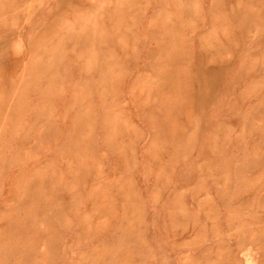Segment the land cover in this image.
I'll return each instance as SVG.
<instances>
[{"label": "rangeland", "instance_id": "1", "mask_svg": "<svg viewBox=\"0 0 264 264\" xmlns=\"http://www.w3.org/2000/svg\"><path fill=\"white\" fill-rule=\"evenodd\" d=\"M0 264H264V0H0Z\"/></svg>", "mask_w": 264, "mask_h": 264}]
</instances>
